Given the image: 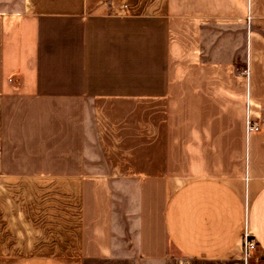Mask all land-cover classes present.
Returning <instances> with one entry per match:
<instances>
[{
  "label": "crops",
  "instance_id": "1",
  "mask_svg": "<svg viewBox=\"0 0 264 264\" xmlns=\"http://www.w3.org/2000/svg\"><path fill=\"white\" fill-rule=\"evenodd\" d=\"M7 4L0 186L24 183L33 205L8 230L57 231L55 249L12 264H264V0ZM225 27L243 31V52L210 40ZM149 107L163 111L138 115L147 171L99 166L88 109Z\"/></svg>",
  "mask_w": 264,
  "mask_h": 264
},
{
  "label": "rangeland",
  "instance_id": "2",
  "mask_svg": "<svg viewBox=\"0 0 264 264\" xmlns=\"http://www.w3.org/2000/svg\"><path fill=\"white\" fill-rule=\"evenodd\" d=\"M11 3L7 4L3 8H15L21 0H10ZM248 29V28H247ZM243 31L240 29H229V28H214L210 32V40L216 41L224 40L229 50L234 52H243V46L241 38ZM217 37V38H216ZM213 47V46H212ZM216 51V49H214ZM89 113L94 115L96 112L98 128L101 129L102 140L100 145L106 151V156L102 154L98 148V154L95 156L98 158L100 164L105 166L108 160L114 163L117 169L122 168L121 164L128 165L131 169L137 168L139 173H143V169L147 171L148 165L137 163L136 158V147H137V136H138V115L151 116L154 111L160 113L163 109L155 108H127V109H109V108H98L88 109ZM117 110V111H115ZM121 110L125 113L121 119ZM116 113H113V112ZM113 114H112V113ZM104 115H107L105 118ZM109 121H113V124H108ZM107 126V127H106ZM146 136L151 138L146 139V146L153 147L154 140L152 139V126L146 124L145 126ZM107 132V134H106ZM109 137V138H108ZM158 143V141H155ZM103 150V151H104ZM147 164V163H145ZM139 168V169H138ZM117 173L121 174V171L116 170ZM135 172V171H134ZM131 174L133 173L130 172ZM129 173V174H130ZM16 184V185H15ZM8 185V186H7ZM26 192L29 194L26 197ZM30 200V193L25 189L24 183L1 184L0 186V264H12L16 259H19L25 255L36 253L40 251H49L55 249L56 246V235L57 231H9L15 226L19 229L25 228L26 224H30L29 220L25 219L26 213L30 210L32 204L28 203ZM33 206V205H32ZM15 215V219L11 216ZM16 223V224H15Z\"/></svg>",
  "mask_w": 264,
  "mask_h": 264
},
{
  "label": "built area",
  "instance_id": "3",
  "mask_svg": "<svg viewBox=\"0 0 264 264\" xmlns=\"http://www.w3.org/2000/svg\"><path fill=\"white\" fill-rule=\"evenodd\" d=\"M258 126L255 125L251 119L249 118V115L246 114V131H253L257 130ZM256 247L255 241L251 238V234L248 230L245 231L244 236H243V243H242V253L244 259H246L250 252H252Z\"/></svg>",
  "mask_w": 264,
  "mask_h": 264
}]
</instances>
